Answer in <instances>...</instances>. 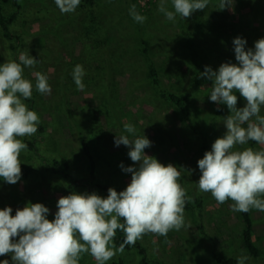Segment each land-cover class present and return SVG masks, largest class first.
Listing matches in <instances>:
<instances>
[{"label":"rangeland","instance_id":"obj_1","mask_svg":"<svg viewBox=\"0 0 264 264\" xmlns=\"http://www.w3.org/2000/svg\"><path fill=\"white\" fill-rule=\"evenodd\" d=\"M16 1L20 9L12 34H20L25 51L38 60L34 68L24 69V76L35 85L31 74L39 69L48 76L52 91L42 95L33 87L32 99L24 101L40 117L37 133L19 137L28 145L19 160L32 171L16 184L0 179V208L10 206L14 215L26 203L39 202L50 209L52 220L57 200L70 192L106 197L110 187L124 190L131 173L120 165L135 162L128 156L129 148L115 146L114 138L131 123L137 136L152 142L144 150L147 155L181 172L178 183L188 200L185 225L179 231L170 230L167 236L149 232L137 240L146 249V263L216 264L215 253L236 260L243 255L248 257L245 264H264V212L251 210L252 237L260 251L254 257L243 246L241 212L230 209L234 202L218 204L196 184L197 161L225 133L223 120L230 115L225 105L210 101L212 81L201 73L205 66L216 70L224 62H236L235 37L246 39V49L264 37V0H233L232 8L224 10L219 9V0H210L203 11L185 19L177 16L174 22L158 11L160 0L144 5L138 0H81L69 14H61L54 0ZM133 5L147 18L143 23L129 14ZM166 7L172 9L170 0ZM15 10L13 5L4 6L6 16ZM77 64L86 73L83 90L72 79ZM151 65L157 84L149 78ZM167 92L185 97L186 116L161 97ZM237 97V107H243L245 99L239 93ZM81 139L90 147L104 191L87 183L88 159ZM243 147L259 150L264 145L250 141ZM119 258L125 264H139L141 255L130 246L109 261ZM3 259L12 264L9 254L0 256ZM79 264L96 261L84 253Z\"/></svg>","mask_w":264,"mask_h":264},{"label":"clouds","instance_id":"obj_2","mask_svg":"<svg viewBox=\"0 0 264 264\" xmlns=\"http://www.w3.org/2000/svg\"><path fill=\"white\" fill-rule=\"evenodd\" d=\"M160 0L158 11L169 21L184 19L193 12L203 11L210 0ZM61 14L76 11L81 0H54ZM233 0H219V9H231ZM129 14L138 22L147 18L136 11ZM242 37L233 39L235 63H222L216 70L205 66L202 77L212 81L208 98L218 106L225 105L230 115L224 118L225 133L215 139L211 150L197 161L200 178L196 183L201 192L211 193L218 204L227 200L233 212H264V148L243 147L250 141L264 145V37L246 49ZM18 61L0 64V179L8 184L21 180L19 156L28 145L19 137L38 131L40 117L29 109L33 87L42 95L51 94L48 76L39 71L32 75L35 85L25 78L24 69L34 68L38 60L29 52H21ZM85 70L77 64L72 79L79 90L85 85ZM237 93L246 101L237 107ZM126 133V134H125ZM131 137V138H130ZM152 142L137 136L136 128L125 123L123 132L115 135L114 145L127 146L134 166L120 165L131 173L130 182L122 191L108 189L106 197L96 192H70L57 200V211L49 220L50 209L43 203H26L13 215L10 206L0 208V256L9 254L12 264H79L81 255H91L96 264H106L127 245H134L146 233L167 236L185 225L186 190L178 183L181 172L176 166L161 163L145 153ZM237 146H241L237 149ZM121 220L123 222H121ZM125 239L117 248L116 231ZM247 256L237 257L245 264ZM0 264H10L8 259Z\"/></svg>","mask_w":264,"mask_h":264},{"label":"trees","instance_id":"obj_3","mask_svg":"<svg viewBox=\"0 0 264 264\" xmlns=\"http://www.w3.org/2000/svg\"><path fill=\"white\" fill-rule=\"evenodd\" d=\"M8 5H13L16 8V10L6 16L4 14V6H8ZM19 9H20V5L16 0H0V37L2 41L0 45V64H2L1 58H3L5 61L16 60L17 62H19L18 61L19 54L25 51L26 43L25 41L21 40L22 36L20 34L19 35L12 34V28L13 26H15L19 15ZM143 52L145 54L148 52L147 46L143 47ZM69 54L71 55L72 53L69 52ZM72 60L73 59L70 58L68 62ZM35 71H39V69ZM148 73L151 81L157 84L158 76L156 74L154 65L150 66ZM161 97H163L166 101L175 104L185 116L188 114V106L186 104V100L184 96L177 95L173 92H167V93H162ZM81 145H82L83 153L88 159L87 170L90 179H88L87 183L90 184L92 187L96 188L97 190H103V191L106 190L105 185L101 183L102 182L101 179H99L97 176L96 163L90 151V147L88 146V144L85 142L84 139H81ZM21 170H22V175L27 176L31 173L32 168L30 167L29 164L25 162H21ZM197 204L198 206L201 205L199 201H197ZM187 206H188V200L186 199L185 208ZM241 218L243 222L242 236H241L243 246L252 256L257 257L260 251L259 248L255 245L252 237L253 221L251 217V210L248 213L241 212ZM124 239H125L124 233L118 229L116 231V236L114 238V243L117 248L121 243H123ZM130 246H135L138 250V253L141 255L139 264H147L146 249L138 241H136L134 245H127L125 248H129ZM214 259L217 262L216 264H237V260L235 258L233 257L224 258L215 253H214ZM106 264H125V263L122 259L119 258L116 260L106 262Z\"/></svg>","mask_w":264,"mask_h":264},{"label":"built area","instance_id":"obj_4","mask_svg":"<svg viewBox=\"0 0 264 264\" xmlns=\"http://www.w3.org/2000/svg\"><path fill=\"white\" fill-rule=\"evenodd\" d=\"M141 4H145L147 0H138Z\"/></svg>","mask_w":264,"mask_h":264}]
</instances>
